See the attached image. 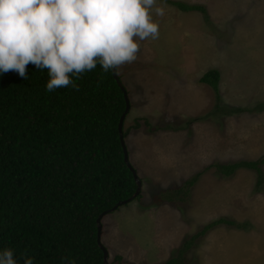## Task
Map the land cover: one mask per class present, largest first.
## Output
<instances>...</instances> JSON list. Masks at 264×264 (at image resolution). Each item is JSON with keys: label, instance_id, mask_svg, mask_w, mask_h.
<instances>
[{"label": "rangeland", "instance_id": "obj_1", "mask_svg": "<svg viewBox=\"0 0 264 264\" xmlns=\"http://www.w3.org/2000/svg\"><path fill=\"white\" fill-rule=\"evenodd\" d=\"M123 5L109 36L129 46L116 71L129 100L123 141L141 195L102 216L106 264H161L218 218L239 226L218 223L195 238L185 264H264V0ZM208 69L219 73L218 101L199 81ZM259 158L258 186L253 169L223 176L213 166Z\"/></svg>", "mask_w": 264, "mask_h": 264}, {"label": "trees", "instance_id": "obj_2", "mask_svg": "<svg viewBox=\"0 0 264 264\" xmlns=\"http://www.w3.org/2000/svg\"><path fill=\"white\" fill-rule=\"evenodd\" d=\"M116 8V0H0V264H102L95 219L135 190L117 132L124 98L111 72L123 45L97 38ZM218 77L216 69L199 77L217 101ZM260 164L213 166L223 176L253 169L258 186ZM218 223L239 226L206 223L161 264H185L191 242Z\"/></svg>", "mask_w": 264, "mask_h": 264}, {"label": "water", "instance_id": "obj_3", "mask_svg": "<svg viewBox=\"0 0 264 264\" xmlns=\"http://www.w3.org/2000/svg\"><path fill=\"white\" fill-rule=\"evenodd\" d=\"M116 3H117L116 11L114 12L111 20L109 21L107 28L102 33L97 35V38L100 39L104 44L119 43V44L123 45V49L120 50L118 53H116L111 59V64H112L111 72H112V76H113L116 84L120 88V90H121V92L123 94V98H124V108H123V111L121 112V114L119 115V118H118L117 132H118L119 142H120V145H121V148H122L123 160H124L126 166L128 167V169L130 170V172H131V174L133 176V180L135 182V190L133 191V193L129 197H127V198H125L123 200L117 201L114 205H112V207L110 208L111 211L116 209L118 206L123 205V204L131 201L132 199H134L138 195V193L140 192V184H141L140 183V179L138 178L134 168L130 165V163L128 161L127 151H126L125 144H124V141H123V138H122V123H123V120H124V117H125L126 113L128 112V109H129V100H128V96L126 94V90L123 87L119 77L117 76L115 63H116V60L119 57H121L123 54H125V53H127L129 51V46L126 44V42L123 39H120V38H109V34L111 32V29L113 27L115 19H116L117 15H118V12H119V10H120V8L122 6L121 0H116ZM105 213L106 212L100 213L95 219V223H96V243H97L98 247L100 248V250L102 252V264H106L107 250L100 243V231H101L100 219H101V216L103 214H105Z\"/></svg>", "mask_w": 264, "mask_h": 264}]
</instances>
